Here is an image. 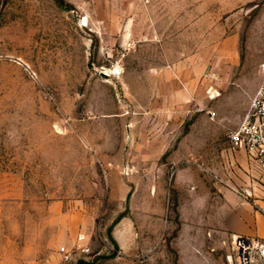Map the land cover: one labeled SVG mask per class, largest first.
<instances>
[{
  "label": "rangeland",
  "instance_id": "374dc122",
  "mask_svg": "<svg viewBox=\"0 0 264 264\" xmlns=\"http://www.w3.org/2000/svg\"><path fill=\"white\" fill-rule=\"evenodd\" d=\"M262 86L264 0H0V264L176 261L181 196L192 221L264 201L222 173Z\"/></svg>",
  "mask_w": 264,
  "mask_h": 264
},
{
  "label": "crops",
  "instance_id": "0c3cea01",
  "mask_svg": "<svg viewBox=\"0 0 264 264\" xmlns=\"http://www.w3.org/2000/svg\"><path fill=\"white\" fill-rule=\"evenodd\" d=\"M233 105L235 104L231 101L228 107L232 108L234 107ZM235 108L240 111L235 121V126L227 127L231 130L236 129L242 122L248 110V105L241 110L239 103H237ZM209 114L210 116L214 115V111L212 110ZM163 146L160 145L159 157L165 153ZM222 155L224 158L222 160L224 163L222 173L226 177L235 176L238 178V175L244 174L248 180L247 182H241L245 185L243 188L245 193L255 197L264 194L260 186H258L259 181L255 180V178L261 177L259 171L248 160L247 155L243 151L234 150L231 145L223 149ZM175 161L183 162L184 160L176 159ZM185 161L191 160L188 158ZM185 173L183 169L177 170V181L179 183L177 188L180 193H182L183 188H181L179 180L181 181ZM180 199L182 201L179 205V213L182 226L180 233L174 237L170 247L171 250L176 252L177 260L171 262L163 252L157 254L155 259L154 257H146L142 260L140 257L141 264H235L233 239L236 236L264 239V216L256 209L253 202L244 195L242 197V195L239 196L228 190L224 199L222 198L212 207V209L221 214V217L210 221H192V216L187 213L192 208V198H189L190 201H183L181 196ZM257 202L264 206V201L257 200ZM234 213L239 214L238 219L242 225H238L236 220L232 218ZM132 233L133 229L130 224L122 223L116 225L112 231V238L119 249L122 250L120 251V256L122 257H124V249L128 245L127 237L130 238ZM85 238V235H81L79 241H84ZM120 256H117L116 259H120ZM130 260L134 262V257H131Z\"/></svg>",
  "mask_w": 264,
  "mask_h": 264
},
{
  "label": "built area",
  "instance_id": "2783aa9c",
  "mask_svg": "<svg viewBox=\"0 0 264 264\" xmlns=\"http://www.w3.org/2000/svg\"><path fill=\"white\" fill-rule=\"evenodd\" d=\"M120 75V72L117 73ZM234 150L243 151L264 178V86L251 99L249 108L239 126L230 134ZM253 204L264 216V206L257 200ZM235 264H264V239L236 236L233 239ZM82 253H90L82 248ZM73 260L72 254H65V264Z\"/></svg>",
  "mask_w": 264,
  "mask_h": 264
},
{
  "label": "trees",
  "instance_id": "16d2710c",
  "mask_svg": "<svg viewBox=\"0 0 264 264\" xmlns=\"http://www.w3.org/2000/svg\"><path fill=\"white\" fill-rule=\"evenodd\" d=\"M57 2H59L60 0H56ZM125 217V215L123 214V215H121L118 219H117V221L111 226V228L109 229V237H110V239H112L113 240V238H112V231H113V229H114V227L123 219ZM114 241V240H113ZM114 243H115V241H114ZM116 244V243H115Z\"/></svg>",
  "mask_w": 264,
  "mask_h": 264
},
{
  "label": "bare ground",
  "instance_id": "6f19581e",
  "mask_svg": "<svg viewBox=\"0 0 264 264\" xmlns=\"http://www.w3.org/2000/svg\"><path fill=\"white\" fill-rule=\"evenodd\" d=\"M118 72V71H117ZM115 73V72H114ZM106 75H108V73H105Z\"/></svg>",
  "mask_w": 264,
  "mask_h": 264
}]
</instances>
